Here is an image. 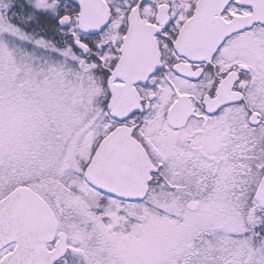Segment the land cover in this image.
Instances as JSON below:
<instances>
[{
	"label": "snow or ice",
	"instance_id": "snow-or-ice-1",
	"mask_svg": "<svg viewBox=\"0 0 264 264\" xmlns=\"http://www.w3.org/2000/svg\"><path fill=\"white\" fill-rule=\"evenodd\" d=\"M0 264H264V0H0Z\"/></svg>",
	"mask_w": 264,
	"mask_h": 264
}]
</instances>
